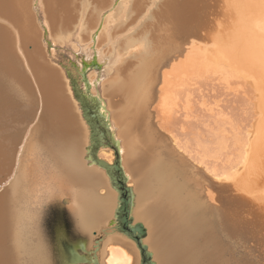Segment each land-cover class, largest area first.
<instances>
[{
    "label": "bare ground",
    "instance_id": "6f19581e",
    "mask_svg": "<svg viewBox=\"0 0 264 264\" xmlns=\"http://www.w3.org/2000/svg\"><path fill=\"white\" fill-rule=\"evenodd\" d=\"M36 1L45 40L30 0H0V176L24 142L0 193V264H141L145 252L237 264L253 260L247 240L264 251V0ZM210 77L248 91L252 118L190 147L167 119L187 118L191 86ZM109 138L144 251L118 228L117 182L90 158L96 146L112 163ZM52 212L68 228L53 239Z\"/></svg>",
    "mask_w": 264,
    "mask_h": 264
},
{
    "label": "rangeland",
    "instance_id": "374dc122",
    "mask_svg": "<svg viewBox=\"0 0 264 264\" xmlns=\"http://www.w3.org/2000/svg\"><path fill=\"white\" fill-rule=\"evenodd\" d=\"M116 3L118 2H115L114 4L116 5ZM112 4L113 3H111L110 6H108V8L111 7ZM30 5H31V12L33 14L34 21L36 22V25L40 27L41 39L45 40L46 31L44 29V25L42 24L43 21L42 13L38 9L37 1L30 0ZM149 6L150 5L148 3L146 5V8H148ZM106 8L104 9L105 11L102 10L101 13L103 11L107 12L108 8L107 9ZM144 10L145 8L141 12H139L141 16L143 15V13H145L147 9L145 11ZM210 17H212V15H210ZM128 31L131 32L132 30H129L128 28L123 33L127 34L129 33ZM21 45L22 48L27 52L32 49V45L29 42L21 43ZM12 46L14 47L13 44ZM1 48H4V46L0 45V49ZM45 56L48 55L46 54ZM91 60L92 59L85 60L84 65L90 63ZM190 92H191L190 104L192 108V111H190L189 113L190 115L187 118H184L181 110L170 115L166 123L168 125L167 128H169L173 133L177 134V136L181 138V140L182 139L186 140L187 143L190 144V145L188 144L190 147H194V148L196 147L197 144L196 142L198 138L201 141L203 140L202 138L204 137L207 138V136H208L207 139H210V137L212 138L213 134L211 131H218L219 133H224L223 131H226L228 133L229 131L232 130V127L234 126L242 127L244 125L245 126L248 125V123L251 120L250 118H252L251 116L252 108L249 100L250 94L248 93V91L241 89L240 87H237L235 84L234 85L231 84L230 86H225V84H223L221 80L215 77H210L208 79L205 78L197 82L196 84L192 85ZM84 100L85 102L88 103V101H86L87 100L86 97ZM200 101L201 104L199 103ZM88 104L90 106H93V102H89ZM208 104L210 105L212 104L214 108ZM86 106L88 105H86L85 103V107ZM210 108L212 111L210 110ZM217 112L221 116H218ZM223 112L224 114H222ZM211 113H213L214 115ZM218 128L221 129V132L219 131ZM23 143L24 142H23V133H22L18 140V143H16L14 147V153L11 157V163L6 173L0 176V193L4 191L6 189V186L10 183L8 181H10L11 179V175H12L11 172L17 166L16 160L19 157V150L21 149ZM61 204L63 205V201ZM55 219L56 220L53 225V231L58 229V227L63 229L64 227L61 218L56 216ZM92 235L95 236V234ZM239 245L241 246V248H239L240 251L245 250L246 252L249 253V257H253L263 261L262 258L264 256V251L261 252V250L254 249L253 246H256L254 242L247 240V241H242L241 244ZM79 264H84V263H79Z\"/></svg>",
    "mask_w": 264,
    "mask_h": 264
},
{
    "label": "water",
    "instance_id": "95a60500",
    "mask_svg": "<svg viewBox=\"0 0 264 264\" xmlns=\"http://www.w3.org/2000/svg\"><path fill=\"white\" fill-rule=\"evenodd\" d=\"M107 146L108 148L113 150V155L114 158L112 160L111 164H107L104 160L102 159H98L95 156V150H96V146H93L91 149V160L92 162L98 164L99 166H102L103 168H105V170L110 173L111 179L115 180L117 183V187H118V193H119V203H118V208H117V216H116V220L119 222L118 228H120L121 230L125 231L126 229L128 231H130V235L132 237V239L135 240V242L138 244L139 248L144 251L145 248V244L141 243V239L144 238L145 236V230L144 227L142 225L141 222H135L134 224L129 223V216H128V205L130 203V194H131V189L132 186H127L126 185V180L125 177L122 173L121 170V166L119 165V152H118V146L116 145V143L114 141H112L111 138H109V140H107ZM58 216L55 212H52V214H50V216L46 219L45 221V227L47 228V232L49 234V237L51 239H53L54 237V232H53V225L55 223V217ZM60 218H62L61 216H58ZM64 224L63 225V230L66 234V231L68 230L67 226H66V222L65 219H63ZM94 234V233H93ZM67 236V235H66ZM69 243V242H68ZM63 247H64V240L62 243ZM70 245V243H69ZM78 250H82L83 248V244H81L80 241L76 242V247ZM142 262L141 264H151L152 260L151 257L149 255V252H145V254L142 253ZM63 264H79L78 262H72V261H65Z\"/></svg>",
    "mask_w": 264,
    "mask_h": 264
},
{
    "label": "flooded vegetation",
    "instance_id": "af4514ba",
    "mask_svg": "<svg viewBox=\"0 0 264 264\" xmlns=\"http://www.w3.org/2000/svg\"><path fill=\"white\" fill-rule=\"evenodd\" d=\"M254 249H257L256 246H253ZM251 259V262L247 261V262H243V260H241V262H238L237 264H257L259 263L261 260L260 259H256V258H253V257H250ZM257 261V262H256ZM259 261V262H258ZM263 262V261H262Z\"/></svg>",
    "mask_w": 264,
    "mask_h": 264
}]
</instances>
